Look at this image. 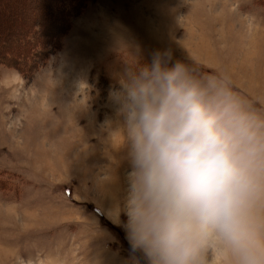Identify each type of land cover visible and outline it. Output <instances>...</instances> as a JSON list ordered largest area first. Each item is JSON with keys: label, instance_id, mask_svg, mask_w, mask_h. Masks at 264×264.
<instances>
[{"label": "rangeland", "instance_id": "374dc122", "mask_svg": "<svg viewBox=\"0 0 264 264\" xmlns=\"http://www.w3.org/2000/svg\"><path fill=\"white\" fill-rule=\"evenodd\" d=\"M0 12V264H264V0Z\"/></svg>", "mask_w": 264, "mask_h": 264}, {"label": "trees", "instance_id": "16d2710c", "mask_svg": "<svg viewBox=\"0 0 264 264\" xmlns=\"http://www.w3.org/2000/svg\"><path fill=\"white\" fill-rule=\"evenodd\" d=\"M0 15H1V12H0ZM0 20H1V16H0ZM52 28V29H51ZM53 28H56V29H53ZM47 30H48V34L49 35H53L52 38H53V41H56L58 39V36L64 32V27L62 28V26L58 25V24H50L48 27H47ZM1 33V32H0ZM34 37L31 36V35H27V38L26 40L29 39V42H25L23 44H15L14 46L11 45V47L9 49H7V51L2 54L0 52V64L4 61H7L8 60V63H12L14 64L15 61V58L12 57V53L15 52L16 54H19L20 51H22V49L25 47L27 48V46L30 45V41L34 40L33 39ZM47 39H50V37H45ZM25 41V40H24ZM5 43V37L0 35V50H5V47H3ZM59 47V46H58ZM36 53H38V50L35 49ZM11 60V61H10Z\"/></svg>", "mask_w": 264, "mask_h": 264}]
</instances>
